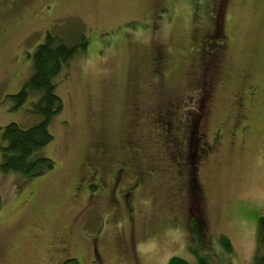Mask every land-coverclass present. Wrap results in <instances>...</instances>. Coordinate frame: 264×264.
<instances>
[{
	"label": "rangeland",
	"instance_id": "1",
	"mask_svg": "<svg viewBox=\"0 0 264 264\" xmlns=\"http://www.w3.org/2000/svg\"><path fill=\"white\" fill-rule=\"evenodd\" d=\"M211 11L224 46L214 58L210 49L204 55ZM48 33L86 46L55 79L63 109L40 152L53 168L34 177L0 169V264H167L173 256L264 264V0H0V148L7 124L40 121L33 100L16 107L11 96L29 80L31 54ZM212 77L219 86L207 127L223 129L207 153L193 109ZM177 99L193 132L188 154L198 170L189 183L152 119ZM234 122L243 132L230 133ZM99 141L107 167L121 158L141 171L157 167L112 209L105 196L97 202L75 190Z\"/></svg>",
	"mask_w": 264,
	"mask_h": 264
},
{
	"label": "flooded vegetation",
	"instance_id": "2",
	"mask_svg": "<svg viewBox=\"0 0 264 264\" xmlns=\"http://www.w3.org/2000/svg\"><path fill=\"white\" fill-rule=\"evenodd\" d=\"M214 7L217 9L216 5ZM224 10H222L221 13H223ZM214 11L213 13H215ZM213 13L211 11V15H209L211 17V24L208 27L209 29L207 30L204 36V39L210 41V43L207 45L206 49L204 50L205 51L204 55H206L207 53L206 50L210 49L213 51L210 54L212 58L215 57L217 51H220L224 48L222 44H219L220 39L217 38L219 34H221L222 28L221 25H219V31L218 30L215 31L214 28L215 23L212 20L213 19L215 20L216 18L212 15ZM222 39L223 40L221 41L225 44L226 39L223 36ZM213 41L215 43H213ZM196 84H198V82H196L194 85ZM218 86L219 84L216 77L210 78L208 80V83L205 86H203V88H200L202 95L201 97L202 105L198 106L196 109H193L194 118H195V122H194L195 134L197 135V140L199 142V145L201 146L200 150L205 152L207 151L209 152L211 148V142L218 141L221 143L222 141L221 138H222L223 128L221 126L216 127L213 130V132H210V129H208L207 127V121H209L210 119L209 116L212 110V102L215 97L214 94L218 90ZM259 90L260 87L255 84L249 86L245 91V94L248 97H252L258 94ZM179 102L180 99H177L175 105L171 104L169 108L165 110L164 116H159L161 120L160 122L165 123V126L167 125L166 128H164V125L162 124L158 126L161 128L160 137L161 136L164 137L163 139L166 146L165 152L167 151L169 153L168 154L169 158L175 157L177 155L180 156V153L184 152L180 156V159L176 158V161L177 159L179 160L177 161L176 170L178 174H184V177L187 179V183H189V181L191 182V179H193L196 176L195 173L198 170V168H193L191 164L192 160L190 161V159L187 158L186 150L187 147L189 146L188 144L191 143V134L193 132L189 130V125L185 126L184 124H181V122L177 118ZM237 105L239 106V108H238V113L236 115L237 116L236 121H242L243 119H245L246 116H244L243 111L241 112L242 105H241L240 95L238 96L237 99ZM169 112L171 115L168 114ZM235 122L233 126L230 127L231 129L230 133L231 134L235 133L237 130L243 132L244 128L243 129L237 128L238 126L237 125L235 126ZM153 123L156 124L154 120ZM173 123L174 125H172ZM209 132L212 134V136H210L209 139L210 143L208 142L209 140H206ZM99 142L96 144L97 146H95L94 147L95 149L92 151V156H94L95 159H92L93 158L92 156H90L91 161H88L87 158L84 159L82 163L83 172L81 174V177L78 178V182L75 187V190L85 189L88 193L87 199L89 200L90 198H94L96 199L97 202L99 201L101 196L102 197L105 196V198L108 200L110 209H112V207L115 208L118 199L125 201L134 190L138 191L141 188V186L144 184L145 180L150 179L152 175L155 174V172L157 171V167L155 166L156 168L155 167L146 168L144 171H141L140 169L137 168V166L130 163L125 158H121L119 160H116L114 163H112L114 165L110 164L111 166L110 169V166L107 167L106 161H104V158L101 156V154L105 153V150L103 149L105 145ZM168 148L175 149L176 151L178 150L179 153L175 151L171 152V150ZM192 156L193 155L190 154L191 159ZM89 188L95 189V193H92L89 190ZM191 202L195 203L191 199L190 201H188V205H190ZM190 209L192 210V208ZM193 219L195 223H197L196 219L195 218Z\"/></svg>",
	"mask_w": 264,
	"mask_h": 264
},
{
	"label": "trees",
	"instance_id": "3",
	"mask_svg": "<svg viewBox=\"0 0 264 264\" xmlns=\"http://www.w3.org/2000/svg\"><path fill=\"white\" fill-rule=\"evenodd\" d=\"M85 44L86 41L83 40L79 45L69 46L57 36L48 33L43 42L34 49L31 54L32 74L26 84L11 97L16 102V107L29 99L33 100L31 112L39 116L40 121L28 128H21L15 123H9L2 129V137L5 141V146L0 148L2 156L0 169L2 172H14L34 177L53 168L52 160L40 152L52 141V134L49 130L51 119L61 113L63 109V102L56 93L55 79L70 64L78 48H84ZM167 108L169 105L152 118L157 125H164V128L167 125L160 122L159 116H164ZM168 114L171 115L170 112ZM170 150L179 153L178 150L172 148ZM188 152L189 146L186 150L187 154ZM182 153L184 152H181L180 156ZM187 158L191 160L190 154L187 155ZM198 230L202 232V229ZM222 246L225 250H230L228 240H223ZM167 264L190 263L183 258L173 256ZM195 264L208 263L205 258L197 257Z\"/></svg>",
	"mask_w": 264,
	"mask_h": 264
}]
</instances>
